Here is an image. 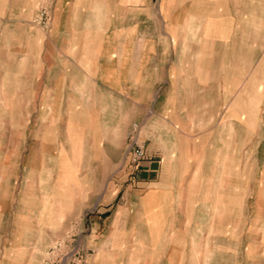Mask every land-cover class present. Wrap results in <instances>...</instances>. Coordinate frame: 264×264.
<instances>
[{"label":"crops","instance_id":"crops-1","mask_svg":"<svg viewBox=\"0 0 264 264\" xmlns=\"http://www.w3.org/2000/svg\"><path fill=\"white\" fill-rule=\"evenodd\" d=\"M44 1L0 0V99L34 114L23 170L57 173L50 231L79 232L89 264H197V234L199 264H235L234 156L264 141V0H54L46 33ZM221 205L225 230L197 231Z\"/></svg>","mask_w":264,"mask_h":264},{"label":"rangeland","instance_id":"rangeland-1","mask_svg":"<svg viewBox=\"0 0 264 264\" xmlns=\"http://www.w3.org/2000/svg\"><path fill=\"white\" fill-rule=\"evenodd\" d=\"M53 2L55 5L54 0ZM35 18L36 16L34 20ZM36 26L45 33L51 29V26L49 29ZM2 82L0 75V84ZM1 105L0 99V136L2 126H5L11 138L9 141H2L0 138V264L93 262L94 253L81 247L79 232L50 231L54 226L49 223L50 202L54 203L56 200L54 185L57 173L23 170V155H20L19 149L23 150L24 147V132L27 137L30 136L28 133L32 131L34 114H30L27 109L29 113L26 117L23 114L19 116L21 114H18V107L2 108ZM31 111L33 113L34 109ZM49 114L48 111V119ZM3 115L9 123H1ZM136 136L137 133L131 136L132 143L138 138ZM247 146L248 155L234 156L237 170L234 172L232 226L234 231H243V235L234 236L235 257L237 255L238 258L235 264H264L261 253L264 248V141L259 145L258 154H252L253 147L258 146L256 141H251ZM3 148L6 149L4 154ZM58 197L66 200L65 195ZM225 210V205L218 207V215L223 217L219 221L214 218L197 219V231H216L217 224L222 226L218 230L224 231ZM210 244L208 235L197 234V264L201 262L202 253L205 254V259L213 256L208 251ZM204 246L208 247L207 251L201 250ZM205 259L203 261L206 264Z\"/></svg>","mask_w":264,"mask_h":264},{"label":"built area","instance_id":"built-area-1","mask_svg":"<svg viewBox=\"0 0 264 264\" xmlns=\"http://www.w3.org/2000/svg\"><path fill=\"white\" fill-rule=\"evenodd\" d=\"M53 0L45 1L40 10L38 11L36 18L34 20L35 24L42 27L43 29H49L53 20L52 12H53ZM144 145L135 138L133 141V145L131 147V163L135 166L139 165V163L145 158L146 151Z\"/></svg>","mask_w":264,"mask_h":264}]
</instances>
